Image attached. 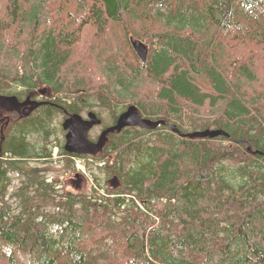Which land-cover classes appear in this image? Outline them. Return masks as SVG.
<instances>
[{"label": "trees", "instance_id": "16d2710c", "mask_svg": "<svg viewBox=\"0 0 264 264\" xmlns=\"http://www.w3.org/2000/svg\"><path fill=\"white\" fill-rule=\"evenodd\" d=\"M0 95L41 102L0 113V264H264V0H0ZM93 97L114 112L105 129L135 106L225 135L109 133L97 160L115 190L63 201L28 165L50 157L34 138Z\"/></svg>", "mask_w": 264, "mask_h": 264}, {"label": "rangeland", "instance_id": "374dc122", "mask_svg": "<svg viewBox=\"0 0 264 264\" xmlns=\"http://www.w3.org/2000/svg\"><path fill=\"white\" fill-rule=\"evenodd\" d=\"M86 28L90 33V38H91L90 40H92V36L95 32L98 34V36H101L100 31H98L95 26L88 25ZM104 42L107 47H109L110 49H114L113 46L115 45V43L110 38L106 37V40L104 39ZM45 91L42 92V94H40V96L35 100L41 98V96L44 95ZM93 102H94L93 105L86 108L81 113L80 116L83 119H87L86 117L88 115L86 116V114L87 112H90L96 114L102 120V125H99L100 127L98 126L93 127L92 131H90L88 134L89 140L92 141L96 140L95 142H97L100 131L101 130L103 131V129L105 130V127H107L106 124L111 125L112 122L111 118L113 117L114 112L111 110H107L106 108H102V105H100L96 101V97H93ZM97 103L101 107L98 106ZM9 114H14V113H9ZM68 117H69L68 114L67 115L65 114L64 116L62 113H55V117H53V122L51 126L52 129H49L47 131L48 135L45 138L44 135L42 136L39 135L34 138V143L36 144L37 148L40 149V152L48 151L50 153V157L41 160H33L28 165L33 169L37 170L36 175L38 177L41 175L45 178L46 182L54 185L55 190L58 192L57 195L62 196L61 199L63 201H67L69 195L84 196L83 199L87 197L89 199L94 200L99 198L100 196H103L106 190L108 191L115 190L113 189L114 187L112 185H115L117 181H113L112 180L113 176H108L104 171V169H102L101 167V166H103V168L105 167L103 165V162H105V159L108 160L109 158L108 156L104 158L102 161H99L97 160V158L105 157V156L98 153H97L98 155L96 154L95 156L85 154L86 158H81V157L72 158L69 155H65L67 153L63 150V146L65 144V133L67 134V132L63 129L62 124L64 120ZM1 119L2 118H0V121ZM8 122L9 120H5V125H8ZM16 122H17L16 118L13 117L11 124L8 125V128H11V126L14 125ZM161 126H165V125H161ZM131 128H135V127H131ZM146 131H153V130H146ZM158 132H161L164 135L165 131L159 130ZM32 138L33 136H31V139ZM61 151H63V153ZM38 171L40 174L38 173ZM9 177L11 178V182L7 186L8 194L6 199H10L9 194H11L16 188L20 187L21 185L20 178L15 177L13 175ZM87 195L91 197H88ZM154 203L156 206H160L161 204L158 201H155ZM49 211L52 212L53 209H49ZM91 214H93V212ZM107 219L108 218H106V220ZM108 228H112V227H108ZM96 229L98 230V234H100L101 231L98 229V227ZM56 231L57 229L55 227H53L51 230L54 237L58 238L60 231L57 232ZM116 239L117 238H114L112 236L105 238V240H107L109 245L114 247L117 246L116 244L118 241H116Z\"/></svg>", "mask_w": 264, "mask_h": 264}, {"label": "water", "instance_id": "95a60500", "mask_svg": "<svg viewBox=\"0 0 264 264\" xmlns=\"http://www.w3.org/2000/svg\"><path fill=\"white\" fill-rule=\"evenodd\" d=\"M132 47L143 64L146 63L147 48L138 40L132 41ZM41 105V102L31 101L26 99L19 101L15 96H3L0 95V113L6 111L9 113H16L21 118H25L30 115L35 109ZM101 124V120L96 117L94 113H89L87 119H83L78 114L69 115L62 124L63 129L67 132L65 135L64 150L69 153L78 155H91L95 156L101 152L104 144L106 143V136L109 133L115 131L120 132L125 128L135 127L143 130H154L159 125H165L173 133L178 134L181 137L189 139L196 138H215L217 136H224L225 133L219 130H204L195 131L183 135L175 126L166 125L163 121H151L141 117V114L135 106H129L124 112H122L116 119L115 124L109 128L103 130L97 142H91L88 138L90 130ZM251 148L248 147V152Z\"/></svg>", "mask_w": 264, "mask_h": 264}, {"label": "flooded vegetation", "instance_id": "af4514ba", "mask_svg": "<svg viewBox=\"0 0 264 264\" xmlns=\"http://www.w3.org/2000/svg\"><path fill=\"white\" fill-rule=\"evenodd\" d=\"M88 113H90V112H87V114H86V116L88 115ZM87 118V117H86ZM96 127V126H95ZM98 127H100V126H98ZM90 131H92V129L90 130ZM102 132V130L100 131V133ZM63 150H64V146H63ZM65 151V150H64ZM66 152V151H65ZM67 154H73V153H69V152H66ZM113 181H117V178L115 177V176H113V179H112ZM117 183L118 182H116V184L115 185H112L113 187H115L116 185H117Z\"/></svg>", "mask_w": 264, "mask_h": 264}]
</instances>
